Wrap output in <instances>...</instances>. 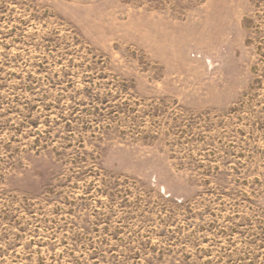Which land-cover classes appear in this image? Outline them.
Returning a JSON list of instances; mask_svg holds the SVG:
<instances>
[{"label": "rangeland", "instance_id": "obj_1", "mask_svg": "<svg viewBox=\"0 0 264 264\" xmlns=\"http://www.w3.org/2000/svg\"><path fill=\"white\" fill-rule=\"evenodd\" d=\"M0 264H264V0H0Z\"/></svg>", "mask_w": 264, "mask_h": 264}]
</instances>
